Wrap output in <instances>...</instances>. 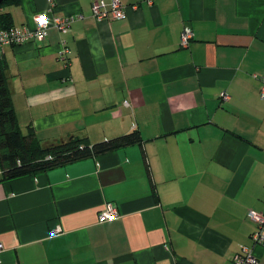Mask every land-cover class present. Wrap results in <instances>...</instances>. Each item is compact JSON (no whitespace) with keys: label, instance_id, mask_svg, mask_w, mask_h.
Wrapping results in <instances>:
<instances>
[{"label":"crops","instance_id":"0c3cea01","mask_svg":"<svg viewBox=\"0 0 264 264\" xmlns=\"http://www.w3.org/2000/svg\"><path fill=\"white\" fill-rule=\"evenodd\" d=\"M51 1L0 5L10 27L51 23L2 49L22 133L143 142L13 180L0 163V264H236L242 247L264 264L248 217L264 212V0H120L128 17L101 22L96 0Z\"/></svg>","mask_w":264,"mask_h":264},{"label":"trees","instance_id":"16d2710c","mask_svg":"<svg viewBox=\"0 0 264 264\" xmlns=\"http://www.w3.org/2000/svg\"><path fill=\"white\" fill-rule=\"evenodd\" d=\"M10 25V16L0 14V30ZM142 142L138 131L93 145L78 137L59 143L42 144L33 131L23 134L13 110L5 64L0 56V163L5 180L46 172L90 157L142 145Z\"/></svg>","mask_w":264,"mask_h":264},{"label":"built area","instance_id":"2783aa9c","mask_svg":"<svg viewBox=\"0 0 264 264\" xmlns=\"http://www.w3.org/2000/svg\"><path fill=\"white\" fill-rule=\"evenodd\" d=\"M50 2H52L50 0ZM151 4V2H149ZM51 7H54L51 6ZM137 9V6L132 7ZM93 17L101 22L104 20H125L128 17L127 8L121 3L120 0H113L110 4H107L104 0H96L92 3ZM76 20L74 16H66L63 18H54V25L60 31L65 34L69 31L71 24ZM35 24L33 28L28 26L22 27H9L0 30V56L2 49L5 47L21 46L32 41H42L48 36V31L51 27L49 21V15L47 13L40 14L35 17ZM193 39V32L190 28H184L180 36V45L182 48H187ZM62 49L59 53L60 59L66 62L69 54V49L66 44L61 43ZM223 101H227L229 96L223 93L221 95ZM260 97L264 100V77L262 78V87L260 91ZM118 217V209L114 204H110L101 211L98 215L99 222H110ZM248 217L257 225V230L252 235V240L256 245H262L264 247V212L249 211ZM61 229L52 232V235H59ZM4 252V247L0 244V263L1 256ZM236 264H259V260L254 256L252 249L249 247H242L239 254L235 256Z\"/></svg>","mask_w":264,"mask_h":264},{"label":"water","instance_id":"95a60500","mask_svg":"<svg viewBox=\"0 0 264 264\" xmlns=\"http://www.w3.org/2000/svg\"><path fill=\"white\" fill-rule=\"evenodd\" d=\"M7 0H0V5L3 4Z\"/></svg>","mask_w":264,"mask_h":264}]
</instances>
